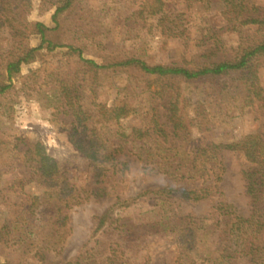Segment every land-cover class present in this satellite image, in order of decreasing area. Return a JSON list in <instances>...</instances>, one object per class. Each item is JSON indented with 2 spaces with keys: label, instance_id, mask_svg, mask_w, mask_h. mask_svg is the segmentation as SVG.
I'll use <instances>...</instances> for the list:
<instances>
[{
  "label": "trees",
  "instance_id": "16d2710c",
  "mask_svg": "<svg viewBox=\"0 0 264 264\" xmlns=\"http://www.w3.org/2000/svg\"><path fill=\"white\" fill-rule=\"evenodd\" d=\"M51 1L49 18H31L36 8H44ZM76 1L0 0V96L16 87L15 80L24 64L41 55L66 48L76 68L70 76L62 72L56 86L74 114L66 127L71 151L61 158L29 147L21 149L24 164L40 184L41 191L34 194L31 204L38 213L28 216L30 205L11 202L14 212H9L3 238L11 242L9 233L15 232L14 241L19 245L31 239L28 244L36 243L44 259V250H58L70 234V208L91 197L115 198L97 216L99 231L120 221L119 214L139 204L141 197L157 199L160 204L178 195L195 203L208 201L212 211L188 213L170 226L163 221L153 225L176 243L174 264H240L241 260L264 264V133L243 135L230 142L193 144L188 123L190 114L207 124L215 117L220 119L224 110L228 115L232 111L244 113L250 107L262 108L264 114V6L254 2L240 20L228 18L221 27L207 25V32L196 38L201 52L187 63L168 64L152 63L137 54L102 62L85 55L65 23ZM192 15L184 8L173 10L163 20V32L192 39ZM228 31L238 33V40H230ZM6 34L11 38L31 35L37 42L18 55L1 45ZM122 72L129 75L126 95L101 112L96 107V86ZM177 110L187 115L182 126L172 121ZM124 114L144 118L141 134L134 127L128 132L122 121ZM170 122L173 129L169 128ZM108 142L118 147L111 158L106 153ZM227 149L245 156L247 165L242 173L248 208L232 200L223 184L227 171L223 151ZM134 167L146 174L164 175L167 182L124 196L122 185ZM2 174L0 170V185ZM113 176L121 178L111 183ZM127 225L124 222L120 228L132 232ZM118 253L116 247L107 254L84 250L64 264H123ZM121 257L126 261L131 256Z\"/></svg>",
  "mask_w": 264,
  "mask_h": 264
},
{
  "label": "rangeland",
  "instance_id": "374dc122",
  "mask_svg": "<svg viewBox=\"0 0 264 264\" xmlns=\"http://www.w3.org/2000/svg\"><path fill=\"white\" fill-rule=\"evenodd\" d=\"M254 2L264 6V0H210V7L207 0H77L65 23L75 44L84 48L85 55L100 62L106 58L137 54L152 63H187L201 52L202 47L197 45L196 38L207 32V25L221 27L228 22V18L240 20ZM51 3H47L44 8H36L31 18H49L52 13V9H49ZM181 8L193 13L195 26H192L194 35L190 40L163 32V20L173 10ZM226 35L233 41L239 38L238 33L232 31ZM36 42L37 39L31 35L11 38L6 34L1 45L20 55ZM67 50L64 48L50 52L34 62L24 64L22 74L15 80L16 87L0 96V170L3 173L0 185V261L12 264H64L66 259L76 256L80 251L91 250L93 254L101 250L107 254L112 247H116L119 251L118 260L123 264H174L178 254L176 243L153 225L163 221L170 226L180 222L188 213H209L212 211L210 202L195 203L175 195L173 199L158 204L157 199L141 197L137 200L139 204L119 214L120 221L98 231L97 216L108 209L115 198L91 197L70 208V234L58 250H44V259L36 243L28 244L31 239L19 245L14 241L15 232L9 233L11 242L3 238L9 212H14L11 202L30 205L28 216L38 213L31 204L34 194L41 191L40 184L24 164L21 149L29 147L62 158L73 146L66 128L67 123L74 118L73 110L63 101L56 88L62 72L70 76L76 71ZM262 68L264 70V65ZM120 75L112 74L104 83L101 81L95 85L96 107L101 112L112 106L116 99L126 95L125 85L129 75L128 72ZM164 111L161 107L160 112L163 114ZM174 112L173 123L181 126L186 124L187 115L181 110ZM243 112L232 111L227 115L224 110L221 118L215 117L210 124L190 114L192 117L188 123L191 127V142H230L243 135L264 133L263 109L250 107ZM161 119L166 120V117L162 116ZM122 121L128 132L133 127L139 134L143 132L144 118L140 115L124 114ZM172 126L170 122L169 128L173 129ZM106 147L110 158L118 149L117 145L109 142ZM223 154L227 166L223 184L227 194L241 206L247 207L249 197L245 193L242 173L247 165L245 156L242 152L229 149L224 150ZM120 178L113 176L110 182ZM166 182L164 175L146 174L134 167L122 185L124 188H121L125 192L124 196L137 195L146 187H156ZM124 222L129 224L127 227L133 228L132 232L120 228ZM127 255L131 257L124 261L125 257L121 256ZM240 264L248 263L241 260Z\"/></svg>",
  "mask_w": 264,
  "mask_h": 264
}]
</instances>
